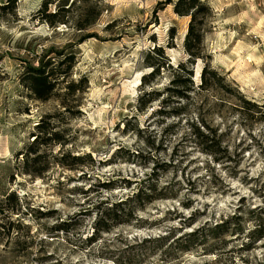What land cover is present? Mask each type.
Segmentation results:
<instances>
[{
    "label": "rangeland",
    "instance_id": "obj_1",
    "mask_svg": "<svg viewBox=\"0 0 264 264\" xmlns=\"http://www.w3.org/2000/svg\"><path fill=\"white\" fill-rule=\"evenodd\" d=\"M67 1L68 9L73 0H52L49 13ZM167 1L75 3L68 27L39 20L47 0L0 9V198L14 191L28 212L21 244L0 240V264H264V0H207L213 13L203 29L204 59L192 67L196 93L171 100L175 72L165 67L145 89L162 97L140 111L150 53L162 48L167 61L154 55L152 62L174 69L190 57V18ZM96 6L95 25L78 31V17ZM89 34L98 37L78 44ZM52 52L76 58L42 102L23 78ZM206 64L224 79L201 90ZM69 84L77 90L71 96ZM45 118L63 146L41 150L50 162L45 175L21 174L22 154ZM62 154L91 159L70 170L59 165ZM150 181L156 191L146 189ZM140 190L154 201L92 237L99 211ZM70 219L71 231H60Z\"/></svg>",
    "mask_w": 264,
    "mask_h": 264
},
{
    "label": "trees",
    "instance_id": "obj_2",
    "mask_svg": "<svg viewBox=\"0 0 264 264\" xmlns=\"http://www.w3.org/2000/svg\"><path fill=\"white\" fill-rule=\"evenodd\" d=\"M1 1V0H0ZM89 0H73L72 6L75 3L83 4ZM4 5L0 4V9L4 11L15 10L18 0H6ZM1 3V2H0ZM167 5L174 6V12L180 17L190 18V24L188 33L185 38V51L190 56L186 62L179 64L175 69L174 66L167 63L157 64L152 62L154 55L158 59L163 58V61L166 60L165 52L162 48H155L147 57L148 68H151L152 71L143 76L142 85L144 87L142 97L139 103V110L144 111L147 106L152 104L155 101L160 100L162 93L156 90L145 91L147 87H152L155 79L161 75L162 68H169L174 70V79L170 83V87L167 88V93H170L171 100H185L190 99L197 91V87L194 84V72L192 67L198 59L203 58V43H204V26L207 23L208 18L212 15V8L209 6L207 0H168ZM52 5V0H47L43 7L38 11V18L40 21L46 22L51 27L56 26H70L72 21L70 20V6L68 9V1L63 2L57 6V11L49 13V6ZM95 7H90L78 17L76 28L78 31H87L95 25L98 18H100V9ZM84 11V9H83ZM172 37L171 39L176 38L175 29L171 30ZM98 36L94 34H89L82 37L78 44L96 38ZM52 54H56L58 58V64L55 65L56 59L51 57ZM75 54L66 55L64 52L59 53H48L44 58L39 62L38 67L28 68L24 74V85L25 87L32 92L34 97L42 102L49 101L56 92L58 85L68 76H70L69 69L73 67L75 62ZM69 65L70 68L64 70L60 69L64 65ZM204 72H202V85L198 87L201 90L207 88H215L218 85L219 80H223L217 72L210 70L208 64L205 65ZM79 84H84L87 82L86 79H82ZM229 85V86H228ZM227 85V91L231 85ZM68 96L73 95L77 90L75 85L69 84L67 87ZM238 93V92H237ZM238 99L241 103L246 106L253 107L255 110H260L261 106L258 104L249 103L248 100L243 98L240 93H238ZM66 108V106L64 107ZM66 110H68L66 108ZM258 113V112H257ZM38 134L35 136L34 142L29 145L27 152L22 154L23 168L20 173L24 175L42 177L50 170V162L46 161V153H42V149L52 147L56 144L62 145L63 142L59 139V134L55 131V127L51 126L49 123V118L41 120V123L37 126ZM90 158L91 156H72L71 154H62L59 159V165L68 168L70 170H76L78 167L84 165V161ZM71 160L72 162H68ZM44 165V166H43ZM151 184L147 186L146 189L150 191H156V185ZM104 187L107 189L114 188V182H109L104 184ZM153 202V198L149 196L146 192L140 190L132 198H128L126 202L113 203L111 207H106L103 211L98 208L99 212L98 218L96 217V229L94 231V236H98L101 232L109 233L113 227L125 223L124 218L132 216L134 212L143 205L142 201ZM22 199L18 196L16 192H9L6 195H3L0 198V240L6 242L7 244H14L16 246L21 244V239L24 237L22 230L27 228L28 225L25 224L24 218L28 215V212L25 213L22 210ZM43 214L42 212H39ZM87 213V212H86ZM47 214V213H46ZM87 215V214H86ZM73 225L72 219L62 223L58 229L66 234L71 231Z\"/></svg>",
    "mask_w": 264,
    "mask_h": 264
}]
</instances>
